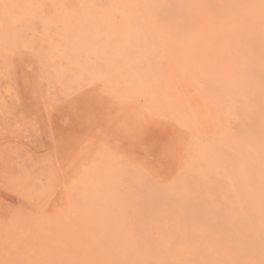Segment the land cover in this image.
I'll use <instances>...</instances> for the list:
<instances>
[{
  "label": "rangeland",
  "instance_id": "1",
  "mask_svg": "<svg viewBox=\"0 0 264 264\" xmlns=\"http://www.w3.org/2000/svg\"><path fill=\"white\" fill-rule=\"evenodd\" d=\"M91 20L146 43L118 47L143 55L135 89ZM176 193L213 195L212 217ZM142 260L264 264V0H0V264Z\"/></svg>",
  "mask_w": 264,
  "mask_h": 264
},
{
  "label": "bare ground",
  "instance_id": "2",
  "mask_svg": "<svg viewBox=\"0 0 264 264\" xmlns=\"http://www.w3.org/2000/svg\"><path fill=\"white\" fill-rule=\"evenodd\" d=\"M237 1V0H236ZM93 10V9H92ZM78 13V12H77ZM76 14V13H75ZM90 14V13H89ZM71 17V16H70ZM89 17V16H88ZM93 18H94V16H92ZM118 17H119V15H118ZM90 18V17H89ZM92 18V19H93ZM73 19V18H72ZM78 19H79V17H78ZM87 20H89V19H87ZM64 21V20H63ZM63 21H62V23H63ZM71 21V20H70ZM75 21V20H74ZM73 20H72V22H74ZM90 21V20H89ZM60 22V21H59ZM66 21H64V23H65ZM97 22H98V25L95 27L94 26V24L96 23L97 24ZM118 22V21H117ZM81 23V22H80ZM91 23H92V26L94 27V28H96L95 30H94V34H96V32H98V30H100V29H104L105 31H107L108 32V35L113 39V41L115 42L116 41V51H115V57H114V59H115V64L113 65V66H115L116 65V68L117 67H122V69L120 70L119 68V71H116V73H124V72H126V75L127 76H129V78H130V80L128 81V82H126V76L125 75H123L122 77H123V80H124V82L126 83V85H127V87H128V89L127 90H132V89H135L136 88V85L135 84H137L138 82H137V79L136 78H141L142 80H143V75H142V73H141V71L139 70V68H140V65H139V63L141 62V60L143 59V55L142 56H140V55H138V54H134L133 55V59L132 60H130V59H128L126 56H124V55H122V54H120L119 53V46H121L122 44H124V45H127V41H129V39H130V41H132L131 39H133L134 40V42H133V44H136V46H139L140 44H141V46H140V50H141V52L143 53V48L145 47V45H146V43L144 42V41H142L141 39V36H140V38L138 37V32H136L135 30H132L131 32H125V31H122L121 30V28L120 27H118V26H116V25H113L111 22H109L108 20L107 21H102V20H100V21H93V20H91ZM71 24V23H70ZM87 24V23H86ZM64 25V24H63ZM65 26V28H63L64 30H65V33L67 32V33H69V38L67 37V35L65 36V38H64V40L66 41V43H68V46H70V48H71V50H73V49H75L76 47H78V48H88V47H90V44H88V41H89V38L90 37H88V35H89V33L88 32H86L85 31V29L83 30V28H84V24L82 25L83 26V28L81 27V26H79L80 27V29L82 28V31H80V29H76V30H79V31H76L74 28H72V29H74V30H68L67 29V27H66V25H64ZM77 26V25H76ZM125 28V27H124ZM101 30V31H102ZM89 31H90V29H89ZM128 31V30H127ZM63 34V33H62ZM111 34V35H110ZM58 35V34H57ZM143 36V35H142ZM116 37H117V39H116ZM124 37V38H123ZM58 38H59V36H58ZM115 38V39H114ZM126 38H128V39H126ZM126 39V40H125ZM137 39H138V41H137ZM63 40V41H64ZM140 43V44H139ZM55 45V44H54ZM129 46H132V44L131 45H129ZM135 46V47H136ZM89 49V48H88ZM82 50V49H81ZM139 50V51H140ZM141 52H140V54H141ZM68 53V52H67ZM139 53V52H138ZM145 56V55H144ZM117 61H119V62H117ZM113 62V60H110L109 61V63L111 64ZM117 64H118V66H117ZM125 69H129V71H130V73L132 74H130L129 72H127V71H125ZM144 72H146V71H144ZM144 75H147V72H146V74H144ZM201 77V76H200ZM120 78V77H119ZM144 81V80H143ZM145 84V83H144ZM232 84V83H231ZM244 84V83H243ZM79 88V87H78ZM126 90V89H125ZM133 105V104H132ZM140 105V104H139ZM141 106V105H140ZM128 107V106H127ZM218 107V106H217ZM224 107V106H223ZM115 110V109H114ZM218 110V109H217ZM146 114V113H145ZM123 115V114H122ZM244 115V114H243ZM112 117V116H111ZM120 117V116H119ZM246 118H248V117H246ZM128 119V118H127ZM189 122V121H188ZM152 123V122H151ZM186 124L184 125V126H186L187 127V129H189L188 128V126L189 125H187V122H185ZM190 123V122H189ZM188 123V124H189ZM136 126V125H135ZM187 129H186V132H187ZM107 130V129H106ZM94 132V131H93ZM108 133V132H107ZM196 133V132H195ZM185 134V133H184ZM186 134H190V133H186ZM185 134V135H186ZM195 136H197V133H196V135ZM194 136V137H195ZM182 137V136H181ZM188 137V136H187ZM189 137H191L190 135H189ZM244 138V137H243ZM189 139V140H188ZM199 139L200 138H198L197 139V137H196V142L195 143H197L198 141H199ZM192 139H190V138H187V141L188 142H190ZM198 140V141H197ZM205 140V139H204ZM98 141V140H97ZM194 141H195V139H194ZM188 142H186V143H188ZM194 143V144H195ZM211 143V142H210ZM188 145V144H187ZM189 145H190V143H189ZM198 146H203L202 145V143H200ZM198 146H194L195 148H193V150L194 149H197V147ZM205 147H207V148H211V152L212 153H214V152H217L218 154L220 153V158L221 159H223V157L225 156V154H224V152H223V148L221 147V146H213V145H211V144H209V145H204ZM231 147V146H230ZM94 148V147H93ZM201 148V147H200ZM224 148H226V147H224ZM204 149V148H203ZM207 150V149H206ZM233 150V149H232ZM228 151V150H227ZM79 152V151H78ZM93 154V153H92ZM228 155H229V153H227ZM246 154V153H245ZM97 155V154H96ZM211 155V154H210ZM104 156V155H103ZM203 156H204V153H203ZM188 159H190L188 156H186ZM192 157H194V156H192ZM219 157V156H218ZM226 157V156H225ZM230 157H232V156H230ZM114 158V157H113ZM186 158V159H187ZM195 158H191V160H189V162H192L193 160H194ZM212 160V159H211ZM213 160H215V159H213ZM95 161V160H94ZM209 161V160H208ZM98 162V161H97ZM194 162V161H193ZM192 162V163H193ZM216 162V161H215ZM114 163V162H113ZM97 164V163H96ZM103 164V163H102ZM136 164V163H135ZM209 164H212L211 162H209ZM208 165V164H207ZM258 165V164H257ZM93 166V165H92ZM100 166V165H99ZM210 166V165H209ZM239 169V168H238ZM258 169V168H257ZM97 170V169H96ZM75 171V170H74ZM93 171V170H92ZM102 172V171H101ZM122 172V171H121ZM80 173V172H79ZM79 173H78V175H79ZM93 173H95L94 171H93ZM236 173V172H235ZM212 174V173H211ZM210 174V175H211ZM82 178V177H81ZM93 178H94V180H92L91 179V181H90V185H88V187H86V189H85V193L83 194V192H81V190H79L78 191V193H80V197L82 198V200H83V206H87V207H89L88 205H86L85 203H87L84 199V197H85V195L87 194V193H89V191L91 190V192H93L94 190H95V188H96V186H95V184L93 185V183L97 180V178H99L98 177V174L96 175H94L93 176ZM68 179V178H67ZM72 179V178H71ZM96 179V180H95ZM176 179V178H175ZM69 180V179H68ZM77 180V179H76ZM89 180V179H88ZM208 180V179H207ZM236 180V179H235ZM176 181V180H175ZM211 181V180H210ZM89 182V181H88ZM216 182V181H215ZM72 183H74V182H72ZM75 184V183H74ZM87 185V184H86ZM81 187V186H80ZM75 189H77L76 187H75ZM197 189V188H196ZM72 190V189H71ZM100 190V189H99ZM130 190V189H129ZM176 191H177V189H175ZM95 191H97V190H95ZM235 191V190H234ZM103 192V191H102ZM143 192V191H142ZM75 193V192H74ZM76 194V196L78 197V195L79 194ZM95 193V192H94ZM104 193V192H103ZM178 193V192H177ZM177 193H176V195L175 196H173V200H174V203L176 204V203H178V202H180V203H182L183 204V206H187L188 205V208L190 207V205L191 204H195L197 207H198V209L197 210H195V208H197V207H193L194 209L193 210H191L190 209V214L191 215H194V216H199V215H203L204 216V214L206 215V213H204V211L205 212H207V215L209 214V211H207V209H209V210H214V208H215V204H214V202H213V200H215L214 198H211V196L213 197V195H211V194H208V195H210V197H208L207 199H199V197L201 198V195H200V193L198 194V197H194V198H190L189 200L187 199L188 197H185L188 201H191V202H193V203H187L188 201L186 200V199H183L184 197H183V195L181 194V193H179L178 195H180L181 194V196L183 197V198H181V197H177L176 198V196H177ZM196 193H197V191H196ZM240 193V192H239ZM201 194L203 195V193L201 192ZM73 195V194H72ZM102 195V194H101ZM68 196V195H67ZM96 196V195H95ZM205 196V195H204ZM104 197V196H103ZM175 197V198H174ZM67 198V197H66ZM182 200H181V199ZM204 198V197H203ZM211 198V199H210ZM102 199H104V198H102ZM66 200V199H65ZM121 200V199H120ZM181 200V201H180ZM91 201H93V200H91ZM100 201H101V199H100ZM105 201H107V200H105ZM184 201H185V203H184ZM187 201V202H186ZM73 203H74V201H73ZM97 203H99V202H97ZM217 203V205H218V202H216ZM70 204V203H69ZM89 204V203H88ZM92 204V203H91ZM96 204V203H95ZM95 204H93L94 206H95ZM74 205V204H73ZM72 205V206H73ZM118 206V205H117ZM74 207V206H73ZM95 207H97V205L95 206ZM104 207H106V206H104ZM174 207H176V206H174ZM92 208V207H91ZM187 208V209H188ZM191 208V207H190ZM226 208V207H225ZM87 210V209H86ZM90 210V208H88V210H87V212ZM98 210V209H97ZM103 210V209H102ZM179 210V209H178ZM182 210V209H181ZM104 211V210H103ZM176 211V210H175ZM189 211V210H188ZM115 212V211H114ZM124 212V211H123ZM100 213V212H99ZM103 213V212H102ZM106 213L108 214V212L106 211ZM204 213V214H203ZM89 214V213H88ZM101 214V213H100ZM116 214H118V213H116ZM216 212H215V216H216ZM114 214H112V216H113ZM206 215V216H207ZM211 215V213L208 215L209 217H212V215ZM102 216V215H101ZM205 216V217H206ZM118 217V216H117ZM188 217H189V214H188ZM214 217V216H213ZM119 218H120V216H119ZM204 218V217H203ZM205 219V218H204ZM208 219L209 218H207L206 220L208 221ZM212 219V218H211ZM215 218H213V220H214ZM217 219V218H216ZM108 220V219H107ZM106 220V221H107ZM119 220V219H118ZM212 221V220H211ZM214 222V221H213ZM213 222H211V223H213ZM235 222V221H234ZM242 222V221H241ZM96 223V222H95ZM134 223V222H133ZM229 223V222H228ZM116 224V223H115ZM216 224V223H215ZM239 224H240V222H239ZM241 225V227L243 228V226L244 225H242V224H240ZM103 226V225H102ZM117 226V225H116ZM115 226V227H116ZM239 225L237 224V226L235 227L234 226V233H235V235H234V237L237 239L238 237H242V234L240 233V231H242V229H240V228H238V229H240V231H238L236 228L238 227ZM245 226H247L248 228H246L245 227V229L243 230V231H247V232H249V229H251L252 227H250V226H248L247 224H246V222H245ZM211 227V226H210ZM36 228V227H35ZM102 228V227H101ZM100 228V229H101ZM99 229V228H98ZM113 229V228H112ZM117 229V228H116ZM190 229H192V228H190ZM259 229V228H258ZM262 229V228H261ZM221 230H223V229H221ZM253 230H255V228L253 229ZM253 230H251L248 234H250V237L252 238V236H251V232H256V231H253ZM260 230V229H259ZM258 231V230H257ZM260 231H263V230H260ZM108 232V231H107ZM145 232V231H144ZM204 232V231H203ZM220 232V231H219ZM225 232V231H224ZM233 232V231H232ZM93 233V232H92ZM226 233H228V232H226ZM226 233H224L225 235H226ZM230 233V232H229ZM228 233V234H229ZM242 233H244V232H242ZM111 234V233H110ZM210 234V233H209ZM213 234V233H212ZM232 234V233H231ZM95 235V234H94ZM146 234H144V236H145ZM215 235V236H214ZM212 237H213V239L216 237L217 239L218 238H220V236L222 235L224 238H220V241H222V242H224L225 243V241H226V243H229L228 242V240H231V238L233 237H229V235H228V237L230 238V239H227V237H226V239H225V236L223 235V233L222 234H220V236H219V234H218V236H216V234H214ZM233 235V234H232ZM252 235H254V234H252ZM257 235V234H256ZM102 236V235H101ZM142 236V235H141ZM148 236V235H147ZM211 236V235H210ZM227 236V235H226ZM231 236V235H230ZM238 236V237H237ZM90 237V236H89ZM114 237V236H113ZM118 237V236H117ZM200 237V236H199ZM234 237L232 238V240H235L234 239ZM241 237L239 238V239H241ZM250 237H247L246 239H248V238H250ZM257 241H259L260 239H261V236H260V239H259V236L257 235ZM109 238V237H108ZM136 238V237H135ZM144 238V237H143ZM215 238V239H216ZM102 239V238H101ZM117 239H119V238H117ZM202 239V238H201ZM223 239L225 240V241H223ZM256 239V238H255ZM45 240V239H44ZM89 240V239H88ZM115 240V239H114ZM136 240V239H135ZM144 240V239H143ZM203 240H205V239H202V241ZM231 240V242H234V241H232ZM238 240V239H237ZM206 241V240H205ZM216 240H214L213 242L214 243H216V245H219V239H218V241H216ZM236 241V240H235ZM47 243H48V241H46ZM147 242V241H146ZM183 242V241H182ZM204 242V241H203ZM213 242L212 243H210V242H208V243H210V244H213ZM237 242V241H236ZM240 242V241H239ZM116 244H117V242H115ZM119 243H120V241H119ZM256 243V244H255ZM258 243H261V241H259ZM257 242H254L253 244H255V247H256V245L258 244ZM138 244V243H137ZM150 244V243H149ZM231 244V243H230ZM122 245V244H121ZM131 245V244H130ZM221 245V244H220ZM98 246V245H97ZM212 246H214V245H212ZM245 246H247L248 247V249L250 248L247 244H245ZM254 246V245H253ZM252 246V247H253ZM57 247H59V246H57ZM206 247V246H205ZM208 247H211V246H208ZM218 247V246H217ZM220 247V246H219ZM224 247V246H223ZM231 247H234V246H232L231 245ZM255 247H254V249H255ZM139 248H142V247H139ZM144 248V247H143ZM207 248V247H206ZM257 248V247H256ZM53 249V248H52ZM121 249V247L117 244V250L119 251ZM147 249V248H146ZM169 249H171V248H169ZM232 250V248H229L227 251H229V250ZM49 250V249H48ZM54 250H56V249H54ZM103 250V249H102ZM122 250V249H121ZM120 250V251H121ZM138 250V249H137ZM145 250V249H144ZM161 250V249H160ZM223 250V249H222ZM50 251V250H49ZM76 251V250H75ZM80 251V250H79ZM101 251V250H100ZM119 251V252H120ZM142 251V250H141ZM38 252V251H37ZM104 252V251H103ZM146 252H147V250H146ZM230 252V251H229ZM255 252H256V250H255ZM254 252V253H255ZM55 253H56V251H55ZM80 253V252H79ZM121 253H122V251H121ZM129 253V252H128ZM138 253V252H137ZM137 253H135V254H137ZM141 253V252H140ZM145 253V252H144ZM161 253H163V252H161ZM160 253V254H161ZM242 253V252H241ZM82 254V253H81ZM94 254V253H93ZM103 254V253H102ZM139 254V253H138ZM137 254V255H138ZM168 254V253H167ZM191 254V253H190ZM231 254H233V253H231ZM259 254V253H258ZM114 255H116V254H114ZM243 255V254H242ZM139 256H140V254H139ZM138 256V257H139ZM167 256V255H166ZM181 256V255H180ZM206 256H208V255H206ZM211 256V255H210ZM232 256V255H231ZM234 256H236V255H234ZM238 256V255H237ZM236 256V257H237ZM258 256V255H257ZM12 257V256H11ZM125 257V256H124ZM135 257V256H134ZM137 257V256H136ZM151 257V256H150ZM149 257V258H150ZM193 257V256H192ZM142 258V257H141ZM147 258V257H146ZM146 258H145V260H146ZM161 258V257H160ZM185 258V256H183V259ZM220 258V257H219ZM248 258V257H247ZM125 259V258H124ZM131 259H133V257L131 258ZM135 259H137V258H135ZM166 259H168V258H166ZM227 259H229V258H227ZM245 259V258H244ZM140 260V259H139ZM179 260V259H178ZM185 260V259H184ZM191 260V259H190ZM219 260V259H218ZM136 261V260H135ZM134 261V262H135ZM145 264L147 263V262H145L144 260H142ZM167 261V260H166ZM235 261H236V259H235ZM240 261V260H239ZM245 261V260H244ZM175 262H177V260L175 261ZM174 262V263H175ZM219 262V261H218ZM229 262V261H228ZM124 263V262H123ZM143 263V264H144ZM150 264H152L151 263V261L149 262ZM160 263V262H159ZM227 263V262H226ZM22 264V263H21ZM139 264H141V262L139 263ZM157 264V263H156ZM167 264V263H166ZM177 264V263H176ZM178 264H179V262H178ZM190 264H192L191 262H190ZM232 264V263H231ZM234 264V263H233Z\"/></svg>",
  "mask_w": 264,
  "mask_h": 264
}]
</instances>
